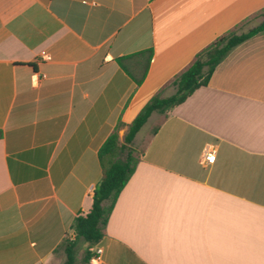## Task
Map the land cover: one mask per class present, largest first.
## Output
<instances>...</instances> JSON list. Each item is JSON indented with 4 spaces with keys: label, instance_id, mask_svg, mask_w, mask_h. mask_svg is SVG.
<instances>
[{
    "label": "crops",
    "instance_id": "crops-1",
    "mask_svg": "<svg viewBox=\"0 0 264 264\" xmlns=\"http://www.w3.org/2000/svg\"><path fill=\"white\" fill-rule=\"evenodd\" d=\"M263 20L264 0H0V264H64L116 125L172 95L215 38ZM148 48L137 85L116 59ZM131 146L99 264H264V30Z\"/></svg>",
    "mask_w": 264,
    "mask_h": 264
},
{
    "label": "trees",
    "instance_id": "trees-1",
    "mask_svg": "<svg viewBox=\"0 0 264 264\" xmlns=\"http://www.w3.org/2000/svg\"><path fill=\"white\" fill-rule=\"evenodd\" d=\"M263 30L264 20L245 33H226L218 36L200 50L192 63L174 78L171 84L175 87V92L172 95L161 97L155 94L144 104L128 124L121 140L118 134L120 124L116 125L98 149L102 174L93 189L90 207L86 212L76 215L71 223L75 239L64 240L61 244L65 254L64 264L76 263L74 251L76 239H81L87 244L83 257V261L87 262L92 255V246L103 237L115 202L141 157V153L131 146L132 140L150 114L158 111L168 115L172 108L182 103L194 90L207 85L216 65L233 47ZM151 58L152 49L148 48L116 60L135 83L140 85L146 76Z\"/></svg>",
    "mask_w": 264,
    "mask_h": 264
},
{
    "label": "built area",
    "instance_id": "built-area-1",
    "mask_svg": "<svg viewBox=\"0 0 264 264\" xmlns=\"http://www.w3.org/2000/svg\"><path fill=\"white\" fill-rule=\"evenodd\" d=\"M45 77L44 74H42L40 76V78ZM215 159V149L213 146L209 145V146H204V148L202 149L199 161L201 164L206 165V164H210L214 161ZM70 238V237H68ZM101 258H102V249L101 248H96L93 252V254L91 255L89 261L92 264H99L101 262Z\"/></svg>",
    "mask_w": 264,
    "mask_h": 264
},
{
    "label": "rangeland",
    "instance_id": "rangeland-1",
    "mask_svg": "<svg viewBox=\"0 0 264 264\" xmlns=\"http://www.w3.org/2000/svg\"><path fill=\"white\" fill-rule=\"evenodd\" d=\"M153 124H154V121L153 122L151 121L146 128H149ZM119 131H120L119 132V136L122 139L123 132L121 130H119ZM122 157H123V155L120 156V158H122ZM75 243L76 244H75V247H74V251H75L76 261L79 264H83L84 263L83 257L85 255V248H86L87 244L83 240H81V239H76L75 240Z\"/></svg>",
    "mask_w": 264,
    "mask_h": 264
}]
</instances>
